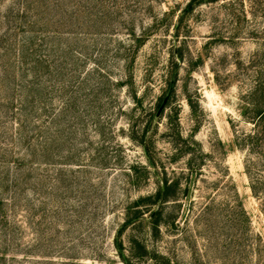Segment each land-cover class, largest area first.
<instances>
[{
    "label": "rangeland",
    "instance_id": "obj_1",
    "mask_svg": "<svg viewBox=\"0 0 264 264\" xmlns=\"http://www.w3.org/2000/svg\"><path fill=\"white\" fill-rule=\"evenodd\" d=\"M111 1L107 33L83 48L81 111L69 114L68 241L85 264H124L114 237L166 171L181 177L166 208L175 222L157 238L129 226L126 248L138 236L173 264H264V247L244 239L248 215L264 245V193L251 178L260 142L256 152L248 140L264 106V0Z\"/></svg>",
    "mask_w": 264,
    "mask_h": 264
},
{
    "label": "trees",
    "instance_id": "obj_2",
    "mask_svg": "<svg viewBox=\"0 0 264 264\" xmlns=\"http://www.w3.org/2000/svg\"><path fill=\"white\" fill-rule=\"evenodd\" d=\"M106 1L112 2L0 0V264H85L62 227L70 217L66 194L74 171L65 150L69 114L81 111L78 93L81 61L88 57L83 53L86 39L106 34L99 32V22L113 14L114 3L110 7ZM248 137L253 150L260 142V178L250 176L253 192L262 194L264 106L260 131ZM138 167L131 168L137 173ZM181 190V177L164 171L156 191L128 207L113 242L124 264H173L138 236H132L126 248L122 235L129 226L148 224L159 237L163 225L175 222L166 208L179 199ZM245 220V244L261 254L263 238L253 233L248 215Z\"/></svg>",
    "mask_w": 264,
    "mask_h": 264
},
{
    "label": "water",
    "instance_id": "obj_3",
    "mask_svg": "<svg viewBox=\"0 0 264 264\" xmlns=\"http://www.w3.org/2000/svg\"><path fill=\"white\" fill-rule=\"evenodd\" d=\"M167 98L168 97H166V99L164 100V102L162 103V105H161V108H160V110H159V112L163 109V106H164V104L166 103V101H167Z\"/></svg>",
    "mask_w": 264,
    "mask_h": 264
}]
</instances>
